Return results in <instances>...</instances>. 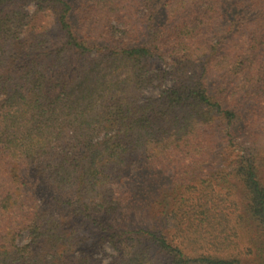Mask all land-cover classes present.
Returning <instances> with one entry per match:
<instances>
[{"label": "trees", "instance_id": "obj_1", "mask_svg": "<svg viewBox=\"0 0 264 264\" xmlns=\"http://www.w3.org/2000/svg\"><path fill=\"white\" fill-rule=\"evenodd\" d=\"M0 264H264V0H0Z\"/></svg>", "mask_w": 264, "mask_h": 264}, {"label": "rangeland", "instance_id": "obj_2", "mask_svg": "<svg viewBox=\"0 0 264 264\" xmlns=\"http://www.w3.org/2000/svg\"><path fill=\"white\" fill-rule=\"evenodd\" d=\"M33 6L32 5H29L28 6V10L29 11H33ZM152 66H153V71H155L156 70V67L158 66V65H156V64H152ZM158 67H160L161 69H164V70H167L168 68H169V65H168V62L166 61V63H164V64H161V65H159ZM169 83L167 82V81H165V83H164V85H168ZM159 92H160V86H157V85H153V86H151V87H148L146 90H144L143 91V95L144 96H156V95H158L159 94ZM227 171V170H226ZM25 237L24 236H22L20 239H19V243H24L25 242ZM113 254V251H112V249L110 248V246L108 245V244H105L104 246H103V248H101V249H98L97 251H96V255H95V257H97V258H99V259H101L102 261H103V263H106L107 261H109V257H110V255H112Z\"/></svg>", "mask_w": 264, "mask_h": 264}]
</instances>
